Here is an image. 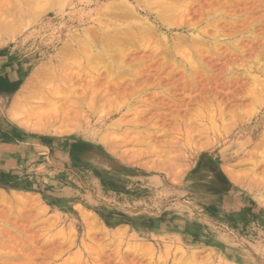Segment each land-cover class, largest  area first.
Wrapping results in <instances>:
<instances>
[{
	"label": "rangeland",
	"instance_id": "obj_1",
	"mask_svg": "<svg viewBox=\"0 0 264 264\" xmlns=\"http://www.w3.org/2000/svg\"><path fill=\"white\" fill-rule=\"evenodd\" d=\"M151 2L0 0V264H264V0Z\"/></svg>",
	"mask_w": 264,
	"mask_h": 264
},
{
	"label": "bare ground",
	"instance_id": "obj_2",
	"mask_svg": "<svg viewBox=\"0 0 264 264\" xmlns=\"http://www.w3.org/2000/svg\"><path fill=\"white\" fill-rule=\"evenodd\" d=\"M31 1V0H30ZM46 1H50V0H46ZM143 1V0H142ZM153 2H151V6H153L154 8H155V11L157 12V11H159L161 14H164V12H168V10H170V9H174L173 8V6H174V4L172 3V0H152ZM29 2V1H28ZM41 2H43V1H39L38 3H36V7H38V6H41ZM145 2V1H144ZM32 3V2H31ZM31 3H28L29 5L31 4ZM120 3H122V2H120ZM119 3V4H120ZM143 3V2H142ZM148 3V2H147ZM27 4V3H26ZM35 3H33L32 5H34ZM117 4V3H116ZM125 5H127L126 3H124ZM145 4H146V2H145ZM125 5H124V8H125ZM112 6V5H111ZM119 6V5H118ZM117 6V7H118ZM121 6H123V4L122 5H120L119 7H121ZM151 6H149V8H152ZM35 7V8H36ZM118 7V8H119ZM175 7V6H174ZM34 8V7H33ZM122 8L123 7H121L120 9L122 10ZM127 10L125 11V9H123L124 10V12L123 13H127L128 12V10H129V7L127 6ZM37 9V8H36ZM35 9V10H36ZM42 9V8H41ZM122 10V11H123ZM131 11V10H130ZM172 11V10H171ZM170 12V11H169ZM120 13V12H119ZM123 13L121 14V16L123 15ZM126 15V14H125ZM167 15H168V13H167ZM117 16H120L118 13H117ZM124 16V15H123ZM115 17V16H114ZM117 18V17H116ZM138 19V18H137ZM4 23H5V21H3ZM126 26H129L131 29L133 28V26L132 25H126ZM10 27V26H9ZM122 25L121 24H119V25H115L114 27H112V31H110V33L108 32V33H106L105 32V34L103 35V42H105V45H106V47L107 48H110V45H112L113 43H115V38H117V37H119L121 34H123L124 35V33H125V31H124V29H122ZM118 28V29H117ZM146 28V27H145ZM3 30V29H2ZM123 30V31H122ZM95 31V30H94ZM106 31V30H105ZM104 32V31H103ZM92 33V32H91ZM128 34H130L129 32H128ZM84 35V34H83ZM86 35L88 36L89 34H88V32H86ZM79 36V35H78ZM81 36V35H80ZM121 37V36H120ZM90 39V38H89ZM117 39H119V38H117ZM80 42V41H79ZM81 42H83V44L85 45V43H90L91 42V39H90V41H88V40H84V41H81ZM83 44H81V45H83ZM83 45V46H84ZM87 45H89V44H87ZM102 46V45H101ZM85 47V46H84ZM107 48H105V49H107ZM82 49H84V48H82ZM174 49V48H173ZM102 50H104V49H101V51ZM105 51H107V50H105ZM117 52V51H116ZM115 52V53H116ZM90 53L91 52H89V55H90ZM99 53V52H98ZM108 53V52H107ZM190 58V57H189ZM191 60V59H190ZM55 91V90H54ZM58 93V92H57ZM19 97V96H18ZM21 97V96H20ZM18 99V98H17ZM18 102V101H17ZM53 102V101H52ZM52 104V103H51ZM17 106H19V104L17 103V105L15 106V107H17ZM25 108V107H24ZM18 109V108H17ZM50 111V110H49ZM51 111H53V110H51ZM26 112H28V111H26ZM13 113H14V115H15V112H14V110H13ZM37 111H36V114H35V116L37 115ZM13 115V116H14ZM20 115V114H19ZM33 116V115H32ZM39 117H40V115H38ZM15 117V116H14ZM199 117V116H198ZM17 118V117H16ZM30 118V117H29ZM40 119V118H39ZM232 175H233V172L231 173ZM234 177V176H233ZM1 192V191H0ZM1 195V194H0ZM2 196V195H1ZM6 198H7V196H6Z\"/></svg>",
	"mask_w": 264,
	"mask_h": 264
}]
</instances>
